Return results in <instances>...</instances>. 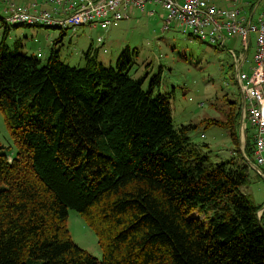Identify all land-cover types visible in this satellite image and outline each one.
Wrapping results in <instances>:
<instances>
[{"label": "trees", "instance_id": "16d2710c", "mask_svg": "<svg viewBox=\"0 0 264 264\" xmlns=\"http://www.w3.org/2000/svg\"><path fill=\"white\" fill-rule=\"evenodd\" d=\"M2 24L0 108L18 148L9 159L0 144V264H264L240 108L208 122L236 142L210 163L188 134L197 125L176 127L171 95L155 94L161 77L145 89L132 76L129 46L115 67L91 51L85 66L70 65L53 46L43 62L21 34L11 48V29L58 26ZM245 153L254 163L250 137ZM69 208L98 235L102 259L71 237Z\"/></svg>", "mask_w": 264, "mask_h": 264}, {"label": "rangeland", "instance_id": "374dc122", "mask_svg": "<svg viewBox=\"0 0 264 264\" xmlns=\"http://www.w3.org/2000/svg\"><path fill=\"white\" fill-rule=\"evenodd\" d=\"M10 1L17 7H27L32 12H36L40 6L51 0H33L27 5H21L15 0ZM73 2H77V0H73ZM209 2L221 7L220 2L223 4L224 0H209ZM131 9L129 17L125 18L126 21L116 22L118 27L114 29L115 32L112 36L107 34V30L101 31L99 28L91 32L88 28L80 27V29H62L52 26L18 25L11 29L10 46L15 48L14 41L24 31L25 35L21 34L20 36L23 38L24 47L22 49L24 51H27L24 48L30 46L34 37L37 43H41L45 47L47 45L45 31H50L54 35L60 33L59 36L57 35L58 40L53 41L54 37H52L50 43L54 48H58L61 59L65 63L85 66L87 52L91 51L97 53L105 65L115 67L118 56L127 47V45L122 48L120 46L128 42L129 47L136 52L131 70L132 76L135 78L144 77L145 89L150 88L152 80L158 76L161 77V85L155 88V94L169 93L171 95L175 126L196 124L197 127L190 129L188 134L191 140L197 143L208 156L209 162L214 164L227 160L233 155L236 148V142L230 134V130L223 125L208 124L213 121L220 124L219 121L227 120L232 109L238 111L240 108L241 111L242 108V97L236 78L237 69L233 65L227 47H220L218 44L192 35L189 29L181 26L178 21H173L169 30H163V16L166 11L161 3L148 1L145 11L134 7ZM151 10H155L154 14L149 13ZM3 28L2 21H0V40L3 36ZM39 30L41 32L37 35L36 32ZM82 33L83 35L80 36ZM99 36L106 38L98 42ZM255 36L256 33L253 32L248 61L244 66V70L249 73L248 66L256 52V46L254 49ZM238 44L241 47L240 42ZM227 46L237 48L236 43L232 44L230 39H228ZM49 56L41 55L40 58L45 62ZM250 127L248 130H243L240 124L238 128L237 142L243 155L247 139L252 137L253 129L250 130ZM0 144L6 147L4 152L9 156V159L16 155L18 147L1 108ZM254 169L260 174L255 167ZM254 169H250L252 181L245 187V190L256 204L263 205L262 209L264 210V177L256 176ZM67 226L71 237L78 245L102 259L103 250L99 237L81 213L69 208Z\"/></svg>", "mask_w": 264, "mask_h": 264}, {"label": "built area", "instance_id": "2783aa9c", "mask_svg": "<svg viewBox=\"0 0 264 264\" xmlns=\"http://www.w3.org/2000/svg\"><path fill=\"white\" fill-rule=\"evenodd\" d=\"M161 3L166 13L163 30H169L173 21L189 29L202 40L224 47L227 36L238 35L248 46L251 34L256 37V52L250 73L242 70L245 58L231 53L236 64V78L242 97L241 129H253L255 162L245 155L249 163L264 177V8L256 21L248 19L237 6L224 9L208 0H51L52 9L39 8L32 12L27 7H17L10 0H4V21L8 23L42 21L66 28L88 25L108 30L115 22L129 17L132 7L145 11L147 2ZM238 2L239 0H233ZM155 10L149 11L153 14ZM98 42L104 40L98 37ZM250 123V124H249ZM246 154V153H244ZM253 166V165H252ZM263 214V209L260 210ZM259 211V212H260Z\"/></svg>", "mask_w": 264, "mask_h": 264}, {"label": "crops", "instance_id": "0c3cea01", "mask_svg": "<svg viewBox=\"0 0 264 264\" xmlns=\"http://www.w3.org/2000/svg\"><path fill=\"white\" fill-rule=\"evenodd\" d=\"M15 1H17L21 5H27V4H29L33 0H15ZM220 4L222 5L221 7L224 8V9H227V8L233 7V6L240 7L242 14L245 15L248 19L251 18L253 21H256L259 18L260 14H261V12H262V10L264 8V0H239L238 2H235L233 0H224V3L222 4L220 2ZM4 7H5V3L3 2V0H1V2H0V12H2V10H3ZM41 7L52 8V5L50 3H47V4H44V5L40 6L39 8H41ZM3 15H4L3 13H0V21H2V17L1 16H3ZM124 21H126V19L121 20V21H118V22L121 23V22H124ZM116 27H118V25L115 22L111 26V28L108 29L107 31L106 30H102L99 26H97V27L82 26L80 28H83V29L84 28H88V29L91 30V32H94L96 29L99 28L101 31H106L107 34H109V35L112 36L114 34V32H115L114 29ZM40 32H41V30L37 31L36 34L39 35ZM45 33H46V38H47V45L44 47L41 43H37L36 42V39L34 37L32 39V42H31L30 46L29 47H26L30 53L36 54V55H38V57H41V55H43V56L50 55L51 47H52V45L50 43L51 42L50 40L52 39V37H54L53 38V41H54L55 38H57V35L59 36L60 33L55 34V35L53 34V32H50V31H45ZM21 34L22 35H25V32L22 31ZM81 35H83V33L80 34V36ZM256 37H257V34L255 36L254 49H255V46H256ZM10 38H12V36ZM105 38L106 37H104V40H105ZM61 39H63V37H61ZM228 39H230V42L232 44H235L236 43L237 48H235L233 46H227ZM236 41H238V42H236ZM251 41H252V38H251L248 46H246V45H244V43L242 42V39L238 35H235V36H227L226 41H225V45H224L223 48L227 47V49L229 51V54L232 57L233 65L235 67H236L235 59H234V57H233V55L231 53V50H234L239 57L245 58L246 59V62H247L248 61V54L250 52L251 45H252V42ZM239 42H240L242 48L239 46V44H238ZM127 43L128 42L123 43L120 47L121 48L123 46L125 47V45L130 46ZM246 62L244 63V65L242 67V70H244V66H245ZM252 64H253V57L250 60V63H249V66H248L250 68V70H251Z\"/></svg>", "mask_w": 264, "mask_h": 264}, {"label": "clouds", "instance_id": "9594fccd", "mask_svg": "<svg viewBox=\"0 0 264 264\" xmlns=\"http://www.w3.org/2000/svg\"><path fill=\"white\" fill-rule=\"evenodd\" d=\"M41 8H47V9H51V8H48V7H41ZM0 13H3L4 14V9L2 10V12ZM5 15V14H4ZM4 15L2 16L3 17V20H4ZM53 26H58L59 28H62V29H67L66 27H62L60 25H53ZM83 26H88V25H83ZM79 27H82V26H79ZM78 27V28H79ZM91 27V26H90ZM71 28V27H70ZM74 29V28H73ZM77 29V28H76ZM262 216V215H261Z\"/></svg>", "mask_w": 264, "mask_h": 264}, {"label": "water", "instance_id": "95a60500", "mask_svg": "<svg viewBox=\"0 0 264 264\" xmlns=\"http://www.w3.org/2000/svg\"><path fill=\"white\" fill-rule=\"evenodd\" d=\"M241 122V121H240ZM244 156H245V154H244ZM251 164V163H250ZM254 167H255V165L254 164H252ZM259 217H261V216H259Z\"/></svg>", "mask_w": 264, "mask_h": 264}]
</instances>
